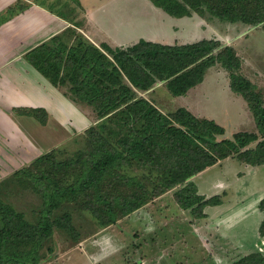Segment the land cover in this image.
<instances>
[{"label": "trees", "instance_id": "1", "mask_svg": "<svg viewBox=\"0 0 264 264\" xmlns=\"http://www.w3.org/2000/svg\"><path fill=\"white\" fill-rule=\"evenodd\" d=\"M148 1L175 18L207 12L220 21L264 28V0ZM20 5L17 10H23L24 4ZM17 10L8 8L9 14ZM25 59L74 104L92 108L96 122L83 132L85 152L58 161L52 150L32 163L42 168L34 181L43 199L36 223L0 199V264H40V250L53 238L55 229L77 240L70 213L53 218L64 205L77 203L105 228L155 197L183 186L174 199L181 209L196 215L197 210L218 205L220 199L199 195L189 181L193 176L235 155L249 165H264V91L238 74L240 59L232 47H222L216 40L171 46L140 39L131 46L112 49L104 43L94 46L70 27L29 51ZM216 65L229 72L231 90L247 102L257 134L238 132L232 138H220L225 131L213 121L196 118L183 108L163 114L137 94L163 82L172 96H183ZM11 112L43 126L48 120L42 108L18 107ZM132 167L144 171L142 178L155 172L152 190H146L137 176H127L126 170ZM15 175L24 178L27 169ZM128 187L135 189L129 194ZM259 209L264 214V199ZM259 232L264 236V217ZM233 264H264V256L251 253Z\"/></svg>", "mask_w": 264, "mask_h": 264}, {"label": "rangeland", "instance_id": "2", "mask_svg": "<svg viewBox=\"0 0 264 264\" xmlns=\"http://www.w3.org/2000/svg\"><path fill=\"white\" fill-rule=\"evenodd\" d=\"M37 1L46 5L51 12L61 14L73 25L76 24L75 16L78 20L80 19L79 23L85 21L84 14L81 12L83 10V13L88 15L93 24L99 28L98 33L101 38L104 39L109 36L112 41L109 40L110 44L117 43L130 46L140 39L146 41L156 39L160 44L174 46L210 39V36L216 37L215 35L228 40L224 35L227 33L231 35L230 26H236L213 18L207 12L193 14L191 18H175L156 8L148 0L146 2L143 0ZM23 4L27 5L26 3ZM77 12L79 16L76 15ZM182 23L185 24L182 26L184 29L178 33L175 26H181ZM242 27L251 28L249 26ZM258 28L262 27L259 26ZM189 39L192 40L187 41ZM101 44L103 43L94 46L100 47ZM108 46L110 47V45ZM246 58L251 60L250 56ZM250 60L245 59L247 63ZM261 61L264 67V60L261 59ZM243 71L247 75H251L250 72H247L250 70ZM205 76L207 98L206 100L203 99L205 101L202 104V110L211 111L212 115L220 119L222 126H226L223 121L228 119L236 127L235 123L242 116V113L238 112L233 104H230L227 95H225L226 89H224L222 81L212 74L211 69ZM255 80L259 88H264L262 74ZM259 91L263 92L264 90ZM59 104V102L55 103V108L52 109L57 110ZM73 107L77 108V106ZM67 112L69 116L65 115L64 118H61L56 115L55 117L56 122L66 125L65 130L56 125L54 121L50 120V124L43 126L32 118L15 116L11 110L5 112V116H0V199L18 212L23 213L26 220L31 223L38 221L43 208V199L38 192L39 185L34 183L41 175L39 170L42 168H37L32 163L41 155L52 150L57 152L58 161L68 160L81 151L85 152L87 145L86 137L83 134L85 129L83 130V128L87 124L90 125L91 122L92 124L96 122L93 115H88V117L79 115L77 109L70 113ZM4 118H9V121L6 122ZM66 119L67 121L64 122ZM69 123L73 125L68 126ZM253 126L254 124H252ZM253 132L258 133L257 129ZM235 133L238 132L227 131L220 138H232ZM256 143L257 141L250 144L249 147H254ZM21 169H27V176L20 179L19 175H15V172ZM28 172H31V175ZM126 173L128 177L137 176L148 191L155 186L153 181L155 172L151 174L147 172V175L142 178L144 171L132 167L127 169ZM202 176L204 177L198 178L197 176L196 184L198 187L195 186L198 194L200 192L207 194L209 198L218 196L219 205L224 206V211H220L219 208L211 210H216L214 213H220L223 218L225 215L222 213L227 212L230 219L234 220L236 224L242 220L240 204L254 206L258 196L264 199V165H249L235 155L204 170ZM194 180L196 178H191L189 181L195 182ZM181 187L183 186H177L155 197L143 207L105 228L100 227L90 212L78 207L77 203L62 206L54 213L53 218L59 219L64 214L70 213L71 223L78 234V239L74 241L66 232L55 229L53 238L40 250V264H146L147 260L149 264H233L236 262L243 254L237 249L235 253L233 250L232 253H228V259L220 258V254L223 252L221 247L224 245L220 242V238L217 240L214 237L220 236L221 231L217 232L216 229L222 230L221 228L214 227L211 229L214 232L212 235L210 234L211 238L207 243L211 260L206 259L205 262L207 263H203L205 259H202L204 255H202L199 241L192 240L193 234L190 230L192 231L193 228H188L190 230L186 231L187 227H181V230L184 231L183 235L187 236L186 241L179 236V226L173 225L172 220H178V217L190 220L201 219L202 217H199L203 212V209L197 210L196 215H194L190 211V213L185 214L179 211V204L174 199V193ZM134 189L135 187H128L129 191L127 190V192L130 194ZM257 212L256 210L246 216L245 222L239 223V227L236 228L237 230L246 228H244L246 240L251 239L255 233V225L259 218ZM262 215L264 216V214ZM185 224L187 225V223ZM174 231L177 234H174ZM188 237L192 238L188 240ZM184 245L193 246L195 251L189 261L184 259L182 254L187 253L191 247L187 249ZM49 248L50 252L48 251ZM163 250L166 251L165 256L162 255L161 251ZM187 254L189 256V253ZM253 254L264 256V251ZM213 256L217 257L214 258ZM162 258L163 260H161Z\"/></svg>", "mask_w": 264, "mask_h": 264}, {"label": "crops", "instance_id": "3", "mask_svg": "<svg viewBox=\"0 0 264 264\" xmlns=\"http://www.w3.org/2000/svg\"><path fill=\"white\" fill-rule=\"evenodd\" d=\"M143 1L146 2V0ZM23 3L27 4L26 6L24 4L23 10H17V8L21 6L20 4L23 5ZM10 7H15L17 12L9 14L8 8ZM81 12L82 14H84L85 21H83L82 27H76L73 25V23L64 19L62 16L51 12L46 5L39 3L37 0H0V116H5V112H10V110H12L13 108L18 107L42 108L48 114V120L45 126L50 124L51 120L54 121L56 125L62 127L65 130V124L56 122V115L64 118L65 115L69 116L67 114V111H69L70 113L76 109L79 111V115H84L86 117H88V115H93L92 108L82 103L74 104L64 95L63 90L52 86V84H50L44 77H42V75L38 73L37 70L34 69V67H32L25 59V56L29 51L39 46L40 44L49 41L54 36L60 35L70 27L76 29L77 32L81 33L93 45L106 43L110 45L111 48L128 47L127 45L123 44H110L109 36H106L104 39H102L100 34L98 33L99 28L95 24H93L91 18L88 17V15L83 13V10ZM78 14L79 13L77 12L76 15ZM75 19L76 22H79L80 20H78L76 16ZM183 25L185 24L182 23L181 26H175L176 30H178V33H180L181 29H184L182 28ZM234 25L239 27L230 26L229 32L231 35H229V33L224 35L228 38V40H225L217 35H215L216 37L210 36V39L205 40H216L221 44L222 47L234 48L240 59V68L238 70V74L248 79L258 91L262 89L264 90V88H259V86L255 83V79H258V76L260 74H262L264 78V67L261 64V59L264 60V28H243L242 26L245 25L240 23H236ZM191 40L192 39H189L187 41ZM148 41L158 43L156 39H151ZM196 42L198 41H195L193 43ZM187 44L192 43H183V45ZM248 56H250L251 60L246 58ZM245 59L250 61L247 63ZM210 69L212 71V74H214L216 77H219L218 80L222 81L223 87L224 89H226L225 95H227L230 104H233L236 107L237 111L242 113V116H240L237 123H235L236 127H234L231 124L232 122L228 119H225L223 121L226 125L224 127L220 123V119L215 115H212L211 111H208L204 108V110H202V104L207 98V87H205L206 76H204V79L200 84L191 88L183 96H172L163 82H158L150 90L146 92H137V94L138 96L148 100L163 114H168L170 112L176 111L177 109L183 108L189 111L196 118L213 121L214 123L222 127L225 132L231 131L234 133L236 131L254 133L253 131L257 128L252 112L250 111L248 104L244 100V98L231 90L229 72L219 65L208 68V70ZM208 70L206 71L205 75L207 74ZM243 70H250L247 72H250L251 75H247ZM212 79L214 80L215 78ZM203 99L205 100L203 101ZM57 102L60 103L59 105H57V110L52 109L53 107L55 108L54 104ZM73 106H77V108H74ZM8 119L9 118H4L6 122ZM82 119L84 118L82 117ZM66 121L67 119L64 122ZM70 124L72 123H69L67 125L69 126ZM94 124V122L93 124L91 122L90 125L87 124L83 128V130L88 129ZM252 124H254V129L252 127ZM201 173L203 174V172ZM201 173L192 177L193 179L196 178V180H194L195 182H193L195 185H197L196 181L198 178L204 177H201ZM198 190L200 192L199 188ZM199 195L203 196L205 199L209 198L207 194H201V192L199 193ZM262 199V197L258 196L255 200L254 206H250L248 204H238L240 206L239 209L242 210V220L246 216L250 215V213H254V211L256 210L258 211L257 217L259 218L256 222L257 224L255 225V233L253 234L251 239L248 240H246L245 227V229H236L237 227H239V223H244L246 219H244L243 222H241L242 220H239V222H237L236 224L234 220L230 219L227 212L222 213L225 215V218H223L220 216V213H214V211L216 210H211L213 208H219L221 209L220 211H224V206L222 204L205 207L203 209V217L201 219L190 220L178 217V220H172L171 223H173V225L177 224L179 226V236L184 238L185 241L187 236L183 235L184 231L181 230V227H187L185 229L186 231L190 230L188 228H193L192 231L190 230V232H192L193 234V238L188 237L187 239L190 240L192 238V240L194 239L195 242L199 241L200 247L202 248V255H204L202 259H205L203 263H207L205 262L206 259L211 260L207 243L211 238V235L213 234L212 232H214L213 230H211L214 227L222 229H216L217 232H221L219 233V237H214L217 240L218 238H220V242L222 243V245H224V247H221V250L224 253L222 252L220 254V258L222 257L221 259H228V253H232V250L233 253H235V251L237 250L240 251L241 253H243L241 256L244 257L245 255H248L250 253L264 251V236H261L259 232L260 225L264 217L262 215L263 213L259 209V202ZM178 209L184 214L190 213L189 210H183L180 208V206ZM240 210H237V212H240ZM254 217L255 216L253 214V220ZM185 223H187V225ZM174 234H177L176 231H174ZM188 244L189 242L187 243V245ZM184 247L187 249L191 247V249H188L187 251V253H189V256L187 253H183L185 255L182 254V256L185 257L184 259H187L189 261V258L192 259L195 251L193 249V246L184 245ZM161 252L163 256L166 255L165 250ZM213 257L215 258L217 256ZM161 260H163V258ZM146 264H149L148 260L146 261Z\"/></svg>", "mask_w": 264, "mask_h": 264}]
</instances>
